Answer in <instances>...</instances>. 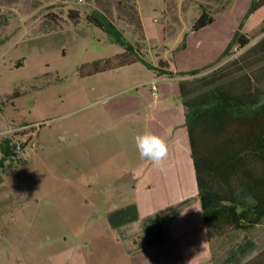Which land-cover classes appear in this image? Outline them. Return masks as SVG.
<instances>
[{
  "label": "rangeland",
  "instance_id": "374dc122",
  "mask_svg": "<svg viewBox=\"0 0 264 264\" xmlns=\"http://www.w3.org/2000/svg\"><path fill=\"white\" fill-rule=\"evenodd\" d=\"M196 1L62 0L54 11L65 27L43 34L48 8L30 12L26 0H0V138L12 136L24 152L22 164L0 173V264H183L173 245L127 250L105 214L145 199L134 193L146 160L135 137L153 132L150 83L172 94L183 79L229 73L264 36L257 29L264 7L249 14L254 0H227L215 24L193 30L201 15ZM135 4L141 29L131 15ZM69 9L81 13L76 26ZM94 9L133 53L84 21ZM236 31L251 41L224 57ZM260 69L264 62L244 71ZM193 71L201 73L189 76ZM162 193L156 188L154 197ZM244 237L258 245L248 264H264V225L214 240V264Z\"/></svg>",
  "mask_w": 264,
  "mask_h": 264
},
{
  "label": "trees",
  "instance_id": "16d2710c",
  "mask_svg": "<svg viewBox=\"0 0 264 264\" xmlns=\"http://www.w3.org/2000/svg\"><path fill=\"white\" fill-rule=\"evenodd\" d=\"M26 1L30 12L41 6L48 8L40 33L65 27L60 20L61 14L54 11L62 0ZM96 1L87 0L94 5ZM226 1L197 0L201 15L193 23V30L212 24L216 15L224 9ZM262 6L264 0H254L249 14ZM136 11L131 15L136 18L134 24L141 29ZM66 14L73 26L79 24V11L69 9ZM3 20L7 23L8 19L5 17ZM84 21L107 34L124 51L133 53L122 33L105 13L94 9L85 15ZM257 29L259 34H264V21ZM250 41L251 37L236 31L223 56L228 57L235 46L247 47ZM241 59L243 65L238 69L237 61L230 63L235 67L229 73L220 69L210 75L180 81L197 198L211 244L230 231L247 233L264 225V69L255 75L244 71L264 62V36L247 48ZM239 72L243 73L234 76ZM200 73L193 71L189 76L196 77ZM13 139L12 136L0 138V173L8 174L24 162V152L17 151V146H23ZM256 250L257 243L244 237L226 250L219 264H248Z\"/></svg>",
  "mask_w": 264,
  "mask_h": 264
},
{
  "label": "crops",
  "instance_id": "0c3cea01",
  "mask_svg": "<svg viewBox=\"0 0 264 264\" xmlns=\"http://www.w3.org/2000/svg\"><path fill=\"white\" fill-rule=\"evenodd\" d=\"M217 21L215 18L213 23ZM157 88L155 95L149 88L151 105L156 111L149 116V122L154 124L153 133L162 136L169 145L165 166L161 170L148 160L140 163L134 193L143 191L145 199L134 198L129 205L108 211L106 223L109 229L119 232L129 251L144 253L146 249L161 247L168 250L173 245L182 256L183 264H214L212 244L197 198L180 91L166 94ZM156 188L163 189L157 199Z\"/></svg>",
  "mask_w": 264,
  "mask_h": 264
},
{
  "label": "clouds",
  "instance_id": "9594fccd",
  "mask_svg": "<svg viewBox=\"0 0 264 264\" xmlns=\"http://www.w3.org/2000/svg\"><path fill=\"white\" fill-rule=\"evenodd\" d=\"M135 145L141 159H146L155 168L163 170L169 155V145L162 136L146 131L135 137Z\"/></svg>",
  "mask_w": 264,
  "mask_h": 264
},
{
  "label": "built area",
  "instance_id": "2783aa9c",
  "mask_svg": "<svg viewBox=\"0 0 264 264\" xmlns=\"http://www.w3.org/2000/svg\"><path fill=\"white\" fill-rule=\"evenodd\" d=\"M76 2L82 3V0H76ZM166 78L165 77H162L161 80H165ZM156 82H157V80H154V81H152L150 83V88H151V91H152L153 95H155V93L158 90L157 85H156ZM17 151L18 152H22L23 151V148H21V146H17Z\"/></svg>",
  "mask_w": 264,
  "mask_h": 264
}]
</instances>
